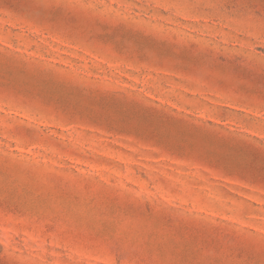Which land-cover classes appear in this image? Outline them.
<instances>
[{
  "label": "rangeland",
  "instance_id": "1",
  "mask_svg": "<svg viewBox=\"0 0 264 264\" xmlns=\"http://www.w3.org/2000/svg\"><path fill=\"white\" fill-rule=\"evenodd\" d=\"M0 264H264V0H0Z\"/></svg>",
  "mask_w": 264,
  "mask_h": 264
}]
</instances>
